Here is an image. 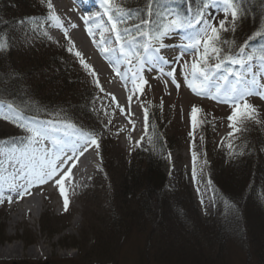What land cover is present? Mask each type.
Segmentation results:
<instances>
[{
	"label": "rangeland",
	"instance_id": "374dc122",
	"mask_svg": "<svg viewBox=\"0 0 264 264\" xmlns=\"http://www.w3.org/2000/svg\"><path fill=\"white\" fill-rule=\"evenodd\" d=\"M47 1L54 10L53 1ZM52 10L48 8V17ZM204 19L218 25L220 20L225 19L222 6L207 9ZM60 20L63 29H54L51 21L43 24L44 35L54 47H65L69 55L83 67L81 57L75 55L73 44L69 43L71 39L69 31L66 30L67 22L62 18ZM236 20L233 22L231 15L227 16L226 30L220 32V40L232 30ZM107 22L111 28L108 18ZM199 27L200 25L191 28L192 34ZM124 28L119 25L122 32ZM64 30L67 31V36ZM110 35L115 39V34L111 31ZM173 38L181 40L177 33L173 34ZM185 42L184 38L183 42L163 43L160 55L169 63H146L144 72H138V80L142 77L147 83L143 85L142 91L134 88L132 84L138 101L136 115L131 114L121 100L107 90L110 81L97 75V71L86 69L93 81L84 88L68 93V100L75 102L80 98L85 101L84 94H89V98L95 94L86 102V106H89L95 116L97 114L92 122L97 123L95 127L100 136L98 132H94V137L98 146L101 143L105 147L106 164L99 158L100 147L90 145L91 151L95 150L99 163L96 167L93 166V175L85 187L68 195L67 209L59 202L61 200L57 191H60V185L55 183V179H64L65 174L62 172L46 182L42 189H35L40 191L39 201L44 206L40 215L33 221V214L25 216L23 223L19 222L13 227L8 225V221L15 213L14 206L19 202L14 197L9 202V188L5 185L1 187L0 199L3 202H0V245H23L24 256H0V264H264V222L249 228L246 225V214L239 213V203L223 197L218 203L207 171V164L217 155L220 146L245 130L243 120L229 127L230 121L227 118L232 114L234 105L223 102L227 99L223 94L224 90L235 83L234 76L228 75L225 68H221L213 76L205 94L193 93L187 86L183 69L185 62L190 66L194 60L199 59V55L186 52L181 57V48L190 43ZM19 45L13 54L0 57V71L4 68L6 70L8 66L21 70L26 65V54L34 50L24 49ZM216 46L221 49L222 55L223 48ZM69 48H72L71 52ZM202 51L201 47L200 52ZM90 61L88 59L84 62L87 64ZM217 62L219 61L212 55L209 64L214 65ZM132 64L133 72L142 67L134 61ZM228 67L232 70L239 69L232 64ZM173 69L176 83L167 76ZM225 75H228L227 81L223 80ZM257 78L264 84V71H259ZM34 82L36 81L33 80L32 84ZM92 84H95V93ZM217 85L221 88V95L213 99L211 97L215 95ZM49 90L46 88L44 92L48 93ZM244 102L255 109V121L264 134V89H257L254 94L245 96L241 104ZM5 104L11 103H0V107L4 106L5 110L11 112ZM11 105L15 111L8 115L13 116L16 123L0 119V150L5 153L14 145L23 146L20 142L29 134L18 124H27V120L32 118L46 123L54 120L53 122L66 125L77 133H90L78 123L88 126L86 119L92 116L86 117L79 113L73 118L78 122L56 117L37 118L25 116L18 107ZM54 105V108L61 109L60 112L65 114V106ZM193 106L201 110L195 129L190 116ZM150 107L161 111V124H154L159 131L154 127L150 131L146 124L139 125L135 120L137 116L145 118V111L148 114ZM17 111L19 115L15 114ZM0 114L6 113L0 111ZM237 128L239 131L235 130ZM140 129L144 131L142 142L125 145L123 141L127 135L135 130L136 136ZM157 141L170 147L161 148L158 152L164 154L160 159V170L164 176L161 188H154L155 183L149 184L142 176L146 165L144 153L147 148L155 146ZM193 151L197 153L195 179ZM4 167L7 168L8 165L5 164ZM67 169L72 170V167L66 168V171ZM130 170L137 176L133 186L126 183ZM64 187L65 195L68 194V186ZM77 215L80 222L73 225L72 221ZM225 218H229L230 224L227 219L224 225ZM230 225L233 228L229 230ZM41 240L48 246V250L40 255L29 254L28 249Z\"/></svg>",
	"mask_w": 264,
	"mask_h": 264
},
{
	"label": "trees",
	"instance_id": "16d2710c",
	"mask_svg": "<svg viewBox=\"0 0 264 264\" xmlns=\"http://www.w3.org/2000/svg\"><path fill=\"white\" fill-rule=\"evenodd\" d=\"M117 2L122 4L128 13L125 23H122L123 26L131 29L137 41H144V38L136 32L133 25L150 19L151 23L142 25V30L155 35L160 24L161 12L179 13L187 21L190 17L197 15L202 4V0H155L152 5L153 13L149 16L148 0H117ZM47 5V0H0V37L6 38V48L0 51V57L5 58V54L8 56L16 52L18 44L24 49L34 50L26 54L27 62L21 70H16L14 66V69L10 66L6 70L1 69L0 100L14 104L24 115L38 118L56 117V119L78 122L73 118L79 113L86 117L92 116L86 119L88 126L78 124L94 134L98 132V129L95 127L97 123H93L92 120L97 117V114L95 116L90 111L86 102L90 101L95 94L91 93L90 98L89 94H84L85 101L80 98L75 102L68 100V93L84 88L93 80L86 69L69 55L65 47L56 48L48 43L42 30L43 24L49 22ZM236 7L239 14L235 25L226 33L227 36L221 37L217 43L223 48L221 57L236 55L239 47L245 44H247L246 55L259 54V51L264 48V37L256 39H250V37L258 31L264 32V0H236ZM33 80L36 82L32 84ZM26 81L28 83H25ZM92 86L93 90L95 84ZM46 88L50 89L48 93L44 92ZM54 104L65 106L67 108L64 109L65 114L60 112L61 109L54 108L56 106ZM148 115V130L155 128L159 131L154 124H161V111L150 107ZM255 120V118L244 119L245 130L220 146L217 155L207 164L209 179L218 203L221 197L225 200L231 198L235 203H239V213L246 214V225L249 228L264 222V134ZM98 134L100 136L99 132ZM153 136L156 137V135ZM99 147L100 156L106 164L105 147L101 143ZM161 148L170 147L157 141L155 146L147 148L144 153L146 165H144L142 176L149 184L154 182V188H161L164 178L160 170V159L164 154L158 153ZM129 172L126 183L133 186L137 176L134 171ZM226 220L230 224L229 218H225L224 225ZM232 228L230 225L229 230Z\"/></svg>",
	"mask_w": 264,
	"mask_h": 264
},
{
	"label": "snow or ice",
	"instance_id": "6c2138e0",
	"mask_svg": "<svg viewBox=\"0 0 264 264\" xmlns=\"http://www.w3.org/2000/svg\"><path fill=\"white\" fill-rule=\"evenodd\" d=\"M155 0H148V13L149 16L152 15L153 9L152 5ZM48 8L53 9L52 4L48 3ZM222 6V11L225 15V19L230 14L233 22L238 18V8L236 7V0H202L201 10L197 13V16L194 20H185L179 13L164 11L159 14L160 24L157 28V34H152L148 31L142 30V25H148L151 23V20H143L141 24L133 25L136 32L144 38L143 43H138L137 38L134 35H131L130 28H124L123 32L119 29V25L125 23V17L128 16V13L125 11L122 4L118 3L117 0H100L99 7L103 9V15L108 17V21L111 24L110 29H103L100 32V41L99 43L96 40H93V43L96 44L100 54L106 59H110V64L113 68V71L117 75H122L119 71L118 65L125 63L132 65L133 61H136L137 64L143 66L146 63H157L164 62L169 63L165 58L160 55V49L164 47L160 43L161 37L166 35L171 30L183 29L185 24L188 28H195L197 25H200L199 29L196 30L191 36H189L190 43L186 47L181 48V57L186 52H195L198 53L199 59L194 60L189 66L187 62L184 64V75L187 86L196 94H205L207 92V86L212 81L213 76L218 72L225 64V61L229 62L232 65H239L241 68H245V73L233 72L230 69H225L228 75H232L236 80L243 85V87H237L233 85L230 88L224 90V95L227 99L223 102L231 103L234 105L232 114L227 118L230 121L229 127H233V123H239L244 119H254L255 109L244 102L241 104V101L244 100V97L247 95L254 94L256 89H264V84L260 83L257 78V73L252 71V67L255 61H260L264 63V48L259 51V54L252 53L246 55L247 44L240 46L238 53L236 55H227L221 57V49L217 47V43L220 40V32L225 29V19L219 21V24L209 22V20L204 19V10L209 8H217ZM100 14L97 13L92 17H82L86 25L90 20H95ZM48 19L52 22L53 27L63 29V24L60 18L55 14L54 10L50 11ZM211 19V18H210ZM34 22V21H33ZM23 23V21H21ZM75 27V25H73ZM97 27H100L99 25ZM88 34L93 36V29L89 27ZM65 31V36H67V31ZM104 31H111L115 34V43L118 45V48L111 46L110 40H105ZM259 37H264V32H257L250 39H256ZM69 43L72 42L69 40ZM159 44V47L156 45ZM202 47L203 51L200 52ZM6 48V38L0 37V51ZM69 51H72V48H69ZM77 57H81V53L78 51L75 53ZM214 55L215 58L219 61L214 65L209 64V59ZM179 59V58H178ZM81 64L85 69L89 68V65L86 64L81 58ZM131 71V69H129ZM139 71V70H138ZM138 71L132 72L131 82L134 88L142 91L143 85L147 83L143 80L142 77H139L138 80ZM162 71V69H161ZM189 73L191 79H189ZM94 74V73H93ZM228 75L223 77L224 81H227ZM167 76L171 77L173 83L175 81V69L169 71ZM123 78V76H122ZM179 88V84L176 85ZM221 95V88L217 85L215 89V95L211 98L217 99ZM131 99V97H129ZM7 109L13 110V105H6ZM123 112V109H121ZM201 110L193 106L191 110V124L193 129L198 125V113ZM16 115H19V112H16ZM147 111H145V124L147 125ZM0 119L10 120L13 123H16V120L13 116L8 114H0ZM19 127L25 129L29 134L25 140L20 143L23 145L12 146L10 150L5 153L0 150V172L8 173L9 178L0 176V180H3L4 183L8 185L9 190H20L19 195L23 196L28 189L32 186L33 182H39L40 184L46 183L49 180H53L58 172L60 171V165L58 161H62L63 157L67 155L68 151L72 153H77L80 148L84 151H87L90 145H96L98 148V142L92 133L81 132L79 141L74 144L71 148H68L66 145L60 144L57 141L52 142V147L48 148L46 146H41L42 142L47 139L49 133L46 128L41 127H32L31 124H18ZM69 127H72L69 125ZM239 131V129H235ZM191 135V133H190ZM231 147V145H229ZM82 155V152H79ZM73 156H67V160H72ZM193 160V179L196 177V161L197 153L192 152ZM66 162V161H65ZM7 164L8 167L5 168L4 165ZM70 172V169H69ZM55 183L60 185L61 195L64 196V187H63V178L55 179ZM12 197H8V201L11 202ZM0 202H3L0 199ZM68 199L64 197V205L67 209Z\"/></svg>",
	"mask_w": 264,
	"mask_h": 264
},
{
	"label": "bare ground",
	"instance_id": "6f19581e",
	"mask_svg": "<svg viewBox=\"0 0 264 264\" xmlns=\"http://www.w3.org/2000/svg\"><path fill=\"white\" fill-rule=\"evenodd\" d=\"M52 1L54 3L55 14L59 18H62L64 22H67L66 30L69 31L68 35L73 44V50L81 53V58H83L84 61L91 59V61L87 63L89 65V68H91L92 71H97V75L101 76L103 79L110 81V86L107 90L111 91L113 95L117 96L121 100L122 104L127 107L128 111L131 114L135 113L136 115L138 111V101L136 97V91L132 86V78L127 73L128 65L125 63L119 64V71L122 75H117V73L113 71V68L110 64L111 58L106 59L104 56H102L96 44L93 43L94 39L97 43H99L100 32L103 29H110L109 24L106 21L105 15H103V9L91 4L83 6L77 3L76 0ZM80 3L83 2L81 1ZM97 13H99L100 15L97 16L94 21L90 20L86 25L82 17H92ZM73 25H75V27H73ZM98 25L100 27H97ZM89 27L93 29V36H90L88 34L87 29ZM104 37L106 41H111V44H113L111 45L112 47L118 48L117 46H115V39H113V36L110 35V31H104ZM129 97H131V99H129ZM0 111L5 112L6 114L13 113V110L11 112L5 110L4 106L0 107ZM135 120L139 125L141 124L143 126L145 124V118L143 117L137 116L135 117ZM29 123L32 127H41L46 128L48 130L49 135L47 139L42 142V147L46 146L48 148H51L53 141H57L60 144L66 145L68 148H71L74 145L73 139H64L57 137L58 135H64L61 131H65L68 129L66 125H60L61 123L53 121L46 123L44 121H40L38 119L33 118L29 121L27 120V124ZM134 131L135 130H132L124 139L123 142L125 145L130 146L142 142V134L144 133V131L140 129L136 136V131ZM54 134H56L57 136H55ZM79 152H81V148L75 154L71 151H68L67 155L63 157L62 161H58V165H60V171L58 173L63 172V174H65L63 184L65 183L64 186H68V194H65L64 196L61 195L60 191H57L61 200L59 202H61L63 206L64 197H68V195L75 194L77 193L78 189L84 188L87 182L91 179V176L93 175V169H91V167H93L94 162L92 153L87 150L81 156ZM67 156H73V159L67 160ZM68 167H72V170H70V172L68 171V169L66 171V168ZM46 184L47 183L40 184L39 182H34L23 196H20L18 194L19 191H22V189L17 190L16 192L12 190L9 191L11 197H14V199L19 202L17 205L14 206L15 213L11 216L8 221V225L10 227L16 226L19 222L23 223V218L25 216H32L33 214V221L37 218V216L40 215L44 206L43 203L39 201L40 191H36L35 189H42ZM6 186L8 187V185ZM79 222L80 217L77 215L76 217H74L72 224L77 225ZM44 243L45 242L42 240L39 241L37 244L31 246L28 249V253L32 255L44 254L48 250V246H45ZM0 256H5L6 258L24 256L23 245H0Z\"/></svg>",
	"mask_w": 264,
	"mask_h": 264
}]
</instances>
